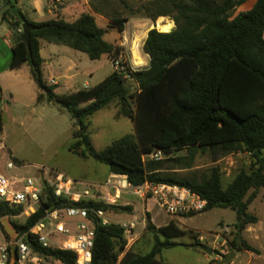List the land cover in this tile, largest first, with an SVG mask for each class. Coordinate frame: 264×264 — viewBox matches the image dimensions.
Wrapping results in <instances>:
<instances>
[{
  "label": "trees",
  "instance_id": "16d2710c",
  "mask_svg": "<svg viewBox=\"0 0 264 264\" xmlns=\"http://www.w3.org/2000/svg\"><path fill=\"white\" fill-rule=\"evenodd\" d=\"M6 2L10 7L9 0ZM248 2V9L233 15ZM88 4L92 13H83L72 22L52 19L34 23L25 19L36 27L30 32L29 51L18 31L20 22L9 11L5 12L12 21L15 38L10 68L27 64L39 90L36 102L57 105L75 121L77 129L71 150L105 165L108 174L125 176L132 186L150 182L184 187L206 201L204 211L216 207L230 209L236 213L234 227L239 234L247 225L257 223L256 216L247 212V206L257 190L264 188V0H152L135 11L126 0H88ZM120 7L129 10L130 16L124 17ZM95 15L109 21L106 28L97 24ZM159 16L171 17L175 27L169 32L159 28L156 29L160 31L153 28L147 32L141 46L143 54L149 57L145 69L126 67L121 72L113 71L88 89L64 95L55 94L54 86L43 81L40 40L69 47L90 60L107 57L114 61L122 48L106 42L105 33L109 29L122 33L129 19L155 22ZM127 79L135 82V90L125 85ZM113 102L117 106L116 116L132 121L133 133L100 152L90 147L86 152L80 150L85 134L83 121ZM198 150L208 151L214 158L246 153L253 160L251 172L240 170L225 187L217 167L211 168L200 182L162 174L171 153L186 151L192 159ZM157 151L166 158L144 159ZM250 189L253 191L246 198ZM41 203L23 223L11 224L18 236L28 235L27 242L35 252L63 264H74L75 253L42 247L30 232L44 217L47 207L90 208L111 217L132 212L130 206L109 205L101 200L73 202L57 198L45 182ZM22 211L0 202V219L16 217ZM145 217V231L152 234L153 244L147 253L135 255L124 251L125 239L118 223L104 226L90 214L94 232L91 264H166L157 257L163 250L180 245L172 239L185 235L186 230L173 221L157 228L149 214ZM3 235L9 239L4 231ZM230 247V252H257L244 241L238 246L232 241Z\"/></svg>",
  "mask_w": 264,
  "mask_h": 264
},
{
  "label": "rangeland",
  "instance_id": "374dc122",
  "mask_svg": "<svg viewBox=\"0 0 264 264\" xmlns=\"http://www.w3.org/2000/svg\"><path fill=\"white\" fill-rule=\"evenodd\" d=\"M126 1L129 8L135 11L152 0ZM250 5L251 2H248L238 7L233 15L248 9ZM120 10H122L124 17L130 16L129 10L122 7ZM139 15L141 16L143 13L140 12ZM159 18H165L171 22L169 31L175 27L171 17L159 16L156 20ZM145 20H147L150 29L159 28L161 30L159 23L154 24L156 20L155 22L149 19ZM132 25V22L126 23L124 34L128 42L125 52L126 60L131 61L130 64L136 70L145 69L148 66V59L141 50L145 31L139 29L136 32L132 29ZM159 29L156 30L160 31ZM116 36L117 33L113 32L103 38L106 42L112 43ZM79 54L82 56L85 67L93 72L91 78H87L90 85L98 84L110 73L111 65L105 57L90 60L86 55ZM1 55L0 51V67L4 64V60L8 61V56L4 59ZM16 74L20 76L19 83L9 77L1 80L3 96L0 99L2 118L0 141L4 145V150H0V171L5 172L4 165L9 153L12 158L18 161L17 165L23 166L13 173L34 177L41 174V169L55 171L62 174L67 183L74 186L75 190L87 189L91 191L95 189L97 195L104 196L106 192H104L103 186L108 175L107 167L90 157L85 158L71 150V146L74 144L73 132L77 129L75 121L57 105L46 102L35 103L36 87L30 78L26 65ZM57 92L62 93L63 90L58 87ZM115 107H117L115 103L110 104L83 121L84 136L87 137L89 147L93 151L100 152L124 135L133 133L132 121L125 117L118 118ZM80 150L86 152L87 148L82 144ZM165 158L164 156L163 159ZM14 159L12 160L15 162ZM175 159L180 161H174ZM252 163L253 160L249 155L241 152L214 158L208 151L198 150L191 159L187 156L186 151H177L169 155V160L162 174L177 180L200 182L208 176L211 168L217 167L221 176V184L225 187L240 170L250 173ZM252 191L253 189L249 190L246 198ZM135 204L138 210L134 209ZM115 205L130 206L132 208L131 214L135 215L139 222L143 221L144 224V227L141 224L137 226L136 238L127 247L124 237V251H129L135 255L147 253L153 244V239L152 234L145 231L146 217L142 216V205L139 202L136 203L134 197L123 193ZM32 212L33 209L29 208L24 209L16 217L1 218L0 226H2L1 221L3 219H7L9 224L11 222L21 224ZM247 212L258 219V224L253 226L255 233L239 234L234 227L237 223L236 213L228 208L216 207L192 216H183L179 225L182 230H186V234L172 239L180 245L163 250L157 259L166 264H212L214 260H218L219 255L230 252L232 241H235L237 246L244 241L257 252L231 251L236 256L231 264H264V188L257 190V196L248 205ZM120 215L114 217V220L119 221L128 217ZM151 215L156 223L163 221V215L157 208H151ZM2 230L4 231L3 227L0 228V241H7L8 239L4 237ZM200 237L202 238L201 241L199 240ZM53 239L55 241L61 240L58 237ZM195 242L213 249V254L208 256L197 249H191L190 246ZM223 242L224 245L221 247ZM122 255L123 253L118 259Z\"/></svg>",
  "mask_w": 264,
  "mask_h": 264
},
{
  "label": "built area",
  "instance_id": "2783aa9c",
  "mask_svg": "<svg viewBox=\"0 0 264 264\" xmlns=\"http://www.w3.org/2000/svg\"><path fill=\"white\" fill-rule=\"evenodd\" d=\"M69 0H49L46 10L51 15H56ZM20 31V30H18ZM126 39L122 38L125 44ZM113 71L121 72L126 67L131 70L133 65L126 60L122 51L118 58L110 61ZM54 84L53 79L49 81ZM0 150L4 146L0 144ZM164 155L157 151L144 156L145 160H160ZM5 172L0 171V202L7 204L10 208L33 209L35 212L41 207L43 198V184L51 188L55 197H65L73 202L80 200H101L109 205H115L120 195L127 194L141 200L153 198L159 208L170 217H183L198 214L204 211L206 201L191 190L166 184H153L144 182L141 186L130 185L125 176L111 175L105 181L106 193L99 196L93 190H75L67 183L64 176L55 171L41 169L39 176L29 177L13 173L18 170V165L7 155L5 161ZM111 191H113L111 193ZM22 211V212H23ZM32 212V213H33ZM31 213V214H32ZM90 214L98 218L102 225L116 222L123 230L126 238V247L136 238V228L140 224L134 215L129 220L115 221L100 210H92L83 207H64L55 209L54 206L45 209V215L30 229L36 242L42 247H52L63 251L75 253L74 264H91V249L93 246L94 232ZM28 236L24 234L17 236L13 241L10 239L0 241V264H10L9 247L15 248V257L12 264H63L51 261L35 252L25 240ZM61 238L55 241L53 238ZM201 237L199 240L201 241ZM224 242L221 244V247Z\"/></svg>",
  "mask_w": 264,
  "mask_h": 264
},
{
  "label": "crops",
  "instance_id": "0c3cea01",
  "mask_svg": "<svg viewBox=\"0 0 264 264\" xmlns=\"http://www.w3.org/2000/svg\"><path fill=\"white\" fill-rule=\"evenodd\" d=\"M48 1L49 0H16V4H17V7H18L20 13L24 16V18L27 19L28 21H31L34 23L44 22V21H48V20H52V19L53 20L54 19H62L66 22H72L83 13H92L90 6L88 4V0H69L67 2V4L64 7H62L56 15H51L46 10V3ZM9 8L10 7L8 6L6 0H0V51L2 54L1 56L4 57V59L7 58V56H8V61L4 60V64L0 67V99L3 96L2 95V89H1V87L3 88V84L1 82L2 78L9 77V78H11V79H13L19 83L20 76L17 75L16 73L20 72L21 69H23L24 65L27 66V69H28L29 75H30V69H29L27 64H23L17 69H11L10 68L11 48L15 43V38H14V33H13L14 28L12 27V21L7 15H5V12L9 11ZM95 17H96L97 24L101 28L107 27V25L109 23V21L107 19H105L101 16H98V15H95ZM128 22L133 23L132 29L134 31L137 32L139 29H141L142 31H145V34L143 37V41H144L146 38L147 32L149 30H151L150 27H148V25H147V20L140 19V18H133V19H129ZM125 30H126V23L124 25V31L122 33H119L118 31L113 30V29H109V31L107 33H105V35H107L109 33H113V32L117 33V36H116V38H114L113 42L112 43L109 42V43L113 44V45L120 46V48H122V51L124 52V55L126 52V45L128 44L127 41L125 44L122 42V38L126 39V37L124 35ZM263 36H264V34H263ZM143 41H142V43H143ZM61 46H64V45L49 43V42H46L44 40H40L39 54H40V57L42 59L41 72H42L43 81L46 83V85H51L49 83V81L51 79H53L54 84L51 86H54V93L57 95L70 94V93H74L78 90L88 89V88L94 86V85H90L87 81V78L88 77L91 78V76L93 75V72H92V70L87 69L85 67V64H83L82 56H80L81 54H79L81 52L73 50L69 47L64 49ZM68 49H70V50H68ZM82 54H84V53H82ZM146 57H147L148 62H149V57L148 56H146ZM105 58L107 59L109 65H110V61L108 60V58L107 57H105ZM130 63H131V61H130ZM112 72H113V69L111 68V71L109 74H111ZM30 78H31V75H30ZM31 80H32V78H31ZM33 83H34V81H33ZM125 85L127 87H129L130 90H135L137 88V85L135 84V82L132 79H127L125 82ZM35 87H36V85H35ZM58 87L63 90L62 93L57 92ZM38 93H39V90L36 87L35 103H37L36 97H37ZM10 99L12 100L11 96H10ZM41 103H44V102H41ZM41 103H37V104H41ZM113 103H115V102H113ZM113 103H111V104H113ZM115 108H117V107H115ZM0 144L3 145V143L1 141H0ZM8 155L11 157V155L9 153H8ZM12 159H14V158H12ZM14 160H16V159H14ZM18 167L21 168L23 166L18 165ZM111 175H113V174H108L105 181ZM99 185H101V184H99ZM106 191L107 190L105 188L104 192H106ZM111 192H113V191H111ZM131 197H134V196H131ZM134 201L136 203L139 202L142 205V207H143L141 210L142 216L149 214V217H150L152 224L154 226H156L157 228L167 225L170 221H173L179 228H181L179 223H180V220L182 219V217H170V216L166 215L159 208V206L156 204V202L153 198L141 200L137 197H134ZM152 207H155V209L157 208L162 213V215H163V221L162 222H160V223L155 222V220L153 219V217L151 215V208ZM247 208H248V206H247ZM134 209L135 210L137 209L136 204L134 205ZM126 216H128L127 219H121V220L122 221L123 220H129L133 217L132 214L126 215ZM110 218L114 220V217L110 216ZM140 224L143 225V227H144L143 221H141ZM256 224H258V219H257V223L247 225L245 230L241 234L255 233L253 231L254 230L253 226H255ZM241 252L251 253L249 251H241ZM231 262H230V264H231Z\"/></svg>",
  "mask_w": 264,
  "mask_h": 264
},
{
  "label": "water",
  "instance_id": "95a60500",
  "mask_svg": "<svg viewBox=\"0 0 264 264\" xmlns=\"http://www.w3.org/2000/svg\"><path fill=\"white\" fill-rule=\"evenodd\" d=\"M10 2V8H9V13L17 20L20 22V31L23 34V41L26 45L27 50L29 51V36H30V32L32 30H35L36 27L32 26L30 23H28L24 16L20 13L17 4H16V0H9ZM82 144L88 148L89 144L87 142V137L83 136L81 139ZM1 225L5 231V233L8 235L9 239L11 241H13L15 239V237L17 236V233L15 231V228L12 226V224L8 223L7 219H3L1 221ZM11 225V227H10ZM25 240L28 241V236L25 237ZM191 249H197L200 252L211 256L213 254V249L202 245V244H193L190 246ZM9 251H10V264H12V261L14 260L15 257V248L14 246H10L9 247ZM235 254L234 252H229L228 254L225 255H219L218 256V260H214L212 262V264H230V262L234 259Z\"/></svg>",
  "mask_w": 264,
  "mask_h": 264
},
{
  "label": "bare ground",
  "instance_id": "6f19581e",
  "mask_svg": "<svg viewBox=\"0 0 264 264\" xmlns=\"http://www.w3.org/2000/svg\"><path fill=\"white\" fill-rule=\"evenodd\" d=\"M158 23H159V27L161 28L162 32H169V30L171 28V22L170 21H167L165 18H162L159 20Z\"/></svg>",
  "mask_w": 264,
  "mask_h": 264
}]
</instances>
